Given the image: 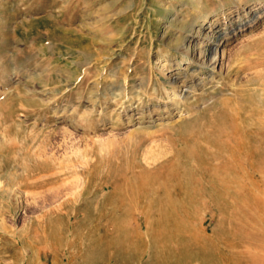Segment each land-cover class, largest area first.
<instances>
[{
  "label": "rangeland",
  "instance_id": "374dc122",
  "mask_svg": "<svg viewBox=\"0 0 264 264\" xmlns=\"http://www.w3.org/2000/svg\"><path fill=\"white\" fill-rule=\"evenodd\" d=\"M219 29L211 79L174 46ZM166 75L185 82L179 103L165 105ZM140 77L141 98L123 94ZM260 135L264 0H0V264H226L244 234L264 239V199L254 210L212 188L242 178L229 146ZM170 173L200 181L202 200L180 198Z\"/></svg>",
  "mask_w": 264,
  "mask_h": 264
},
{
  "label": "bare ground",
  "instance_id": "6f19581e",
  "mask_svg": "<svg viewBox=\"0 0 264 264\" xmlns=\"http://www.w3.org/2000/svg\"><path fill=\"white\" fill-rule=\"evenodd\" d=\"M189 5V4H188ZM189 6H191V5H189ZM194 8V7H193ZM196 9V8H195ZM159 11V10H158ZM199 13V12H198ZM176 16V15H175ZM202 16V15H201ZM204 17H206V16H204ZM253 18H255V16H253ZM172 21L173 20H171L170 21V24L172 23ZM209 21V20H208ZM169 22V21H168ZM216 22V21H215ZM213 22L212 21H210L209 22V25H211ZM232 23V22H231ZM247 23V22H246ZM249 23V22H248ZM233 24V23H232ZM245 24V22L243 23H241L240 24V26H242V25H244ZM229 25V24H228ZM171 26V25H170ZM211 28V27H210ZM187 30H190V29H187ZM191 31V30H190ZM186 32V35H184V36H176V39H177V43H176V45L174 46V47H176V48H179L180 49V51H181V55H182V57L184 58V57H188L187 58V60L188 61H197V63L199 62V63H201L203 66L205 65V67L207 68H210L211 69V71H210V73H209V75H210V77H211V79L212 78H214L215 76H216V74H215V71H220L221 70V63H222V58H223V50L219 47V45H220V43H221V39H220V37L222 36V34L225 32L224 30L222 31H220V29H219V32H218V34L217 35H209V33H207V32H205V34H203V38L205 37L206 38V41H204V40H200L199 38V40L200 41H192L191 40V38H189V37H191L190 36V34H187V33H191V32ZM212 31V30H211ZM208 32H209V28H208ZM181 34V33H180ZM192 34V33H191ZM194 34V33H193ZM216 34V33H215ZM198 36V35H197ZM199 36H201V35H199ZM207 36V37H206ZM201 38V37H200ZM194 40V39H193ZM167 54V53H166ZM168 56V55H167ZM174 57V56H173ZM181 57V58H182ZM172 58V57H171ZM182 58V59H183ZM158 59V58H157ZM175 59V58H174ZM177 59V58H176ZM184 60V59H183ZM157 61V60H156ZM178 61V60H177ZM180 61V60H179ZM158 63H157V65L159 66V68H162V64H161V62L158 60L157 61ZM171 63V62H170ZM176 63V62H175ZM220 65V67H218ZM202 66V67H203ZM157 67V66H156ZM158 68V67H157ZM165 68H167V67H165ZM159 70V69H158ZM165 70V69H164ZM163 70V71H164ZM116 76V75H115ZM142 77V76H141ZM140 77V78H141ZM124 79V78H123ZM127 80V79H126ZM147 80V79H146ZM210 80V79H209ZM143 81H144V79H139L138 80V82H137V84L136 85H134V86H125L124 84H122V82H120L123 86V89H122V91L124 92L123 94H128L129 92H136L137 94L138 93H140V91H144V87H143ZM187 81V80H186ZM116 82H117V80H116ZM110 83V82H109ZM166 83H168V85H169V87H170V90H167L165 87H162L163 88V91H164V93H162L163 94V97L164 98H166V104L165 105H168V104H172V103H174V102H176V103H179V102H177V101H179L180 99H185V97H187L186 95H188V94H186V88H183V86L185 85V82H184V80L181 78V79H179L178 77H171V75H166ZM145 84V83H144ZM110 85V84H109ZM116 85V84H115ZM133 85V84H132ZM146 85V84H145ZM197 85V84H196ZM106 86V85H105ZM107 87V86H106ZM105 87V88H106ZM110 87H111V85H110ZM188 88V87H187ZM192 89V88H191ZM190 89V90H191ZM107 90V89H106ZM114 90H115V88H114ZM117 90V89H116ZM153 90L155 91L156 90V87L154 88L153 87ZM111 91H112V89H111ZM157 91H158V88H157ZM162 91V90H161ZM113 92V91H112ZM189 92V91H188ZM192 92V91H191ZM120 92H118L117 94H119ZM113 94H115V93H113ZM142 94V93H141ZM141 94L139 95L138 94V100L141 98ZM154 94V93H153ZM160 94V93H159ZM156 95V94H155ZM115 96V95H114ZM119 96V95H118ZM127 96V95H126ZM128 97H129V95H128ZM173 105H175V104H173ZM171 107V106H170ZM125 108V107H124ZM168 108H169V106H168ZM234 109H236V108H234ZM230 111V110H229ZM224 112V111H223ZM240 114V113H239ZM222 115H224V114H222ZM233 115H234V113H233ZM236 115H237V113H236ZM128 117H131V114H129V116ZM220 118H221V116H220ZM236 117H234V119H235ZM240 118H242V116L240 117ZM239 119V118H238ZM214 120V119H213ZM212 120V121H213ZM223 120V119H222ZM229 120V119H228ZM237 120V119H236ZM236 120H235V124L237 123L236 122ZM241 121V120H240ZM208 122H209V120H208ZM160 124H162V123H156V125L158 126V125H160ZM207 124V123H206ZM209 124V123H208ZM224 124V123H223ZM228 125H230L231 126V124H229V123H227ZM241 124H242V122H241ZM155 125V126H156ZM218 125V124H217ZM216 125V126H217ZM194 125L192 124V128H194V127H197V126H194ZM209 126V125H208ZM213 126H215L214 124H213ZM215 126V127H216ZM219 126V125H218ZM223 126V125H222ZM220 127V126H219ZM229 127V126H228ZM236 127H238V123L236 124ZM150 128H152V126H145V127H138V128H136L135 129V131H143V130H146V132L149 134L150 132H153V130L152 131H150ZM205 128H207V127H205ZM214 128V127H213ZM218 128V127H217ZM222 128V127H221ZM231 128V127H230ZM243 129H244V127H243ZM256 129V128H255ZM214 130V129H213ZM220 130V129H219ZM258 130V129H257ZM208 131V130H207ZM216 131V130H215ZM218 131V130H217ZM226 131V130H225ZM229 131V130H228ZM227 131V132H228ZM231 131H233V129L231 130ZM210 132V131H209ZM230 132V131H229ZM234 132V131H233ZM238 132H240V131H238ZM245 132V131H244ZM212 133V132H211ZM219 133V132H218ZM220 133H222V131L220 132ZM232 133V132H231ZM237 133V132H236ZM236 133H235V135H236ZM256 133V132H255ZM217 134V133H216ZM234 134V133H233ZM246 134V133H245ZM237 136V135H236ZM238 136H240V134H238ZM241 136H244V135H241ZM240 136V137H241ZM246 136H247V134H246ZM246 136H244V137H246ZM262 135H260V138H258L256 141H257V144L256 145H254V146H251L250 144H248V142H246V143H243V141L241 140H238V141H236L234 144H232L230 141V143L232 144V145H230L229 146V150L232 152V155H234V162L232 163V164H230V168L232 167V170L237 174V175H239V177H242L241 179H237L235 182H229V184L227 183H222L221 184V180H220V183H219V185H217V186H213V191L215 192V195H214V197H218V198H222V199H227V200H230V201H239V200H246L247 202H250V204H251V206H252V209H254V210H256L258 207H260L261 206V204L263 203V199H264V136H262ZM225 137H227V136H225ZM244 137H243V139H244ZM249 137V136H248ZM241 139V138H240ZM246 139V138H245ZM230 140V139H229ZM235 140V139H234ZM185 141V140H184ZM201 141V140H200ZM210 141V140H209ZM202 142V141H201ZM245 142V141H244ZM185 143H187V142H185ZM185 143H183V144H185ZM192 142H190V144H191ZM209 143V142H208ZM219 143H220V141H219ZM194 144V143H193ZM211 144V143H210ZM187 145V144H186ZM195 145V144H194ZM227 145H229V144H226V146ZM224 146V145H223ZM185 147V146H184ZM195 147V146H194ZM221 147V146H220ZM203 148H205V150L207 149L206 147H203ZM202 148V149H203ZM172 149V148H171ZM183 149V148H182ZM174 150V149H173ZM221 150V149H220ZM224 150V149H223ZM223 150H222V152H223ZM228 150V151H229ZM192 151H194L193 149L190 151V152H192ZM196 151V150H195ZM209 151V150H208ZM226 152H228L227 150H225ZM229 151V152H230ZM176 152V151H175ZM203 152H204V150H203ZM173 153H174V151H173ZM183 153V152H182ZM209 153V152H208ZM177 153H175V157L177 156L176 155ZM184 154V156L186 155V151H185V153H183ZM163 155V154H162ZM162 155H161V157H162ZM178 155H180V153L178 154ZM187 155H188V153H187ZM202 155H203V153H202ZM205 155H207L208 156V154H205ZM227 156L229 155V153L228 154H226ZM206 156V157H207ZM164 157H165V155H164ZM230 158H231V156H229ZM222 158V157H221ZM241 158H246V160H247V163L245 164V163H243V160L241 159ZM207 159H210V158H207ZM211 159H213V158H211ZM218 159V158H217ZM225 159V158H224ZM227 159V158H226ZM215 160V159H214ZM211 161V160H210ZM217 161V160H216ZM227 161V160H226ZM200 163V162H199ZM206 163V162H205ZM222 163V162H221ZM230 163V162H229ZM169 164H171V162L169 163ZM212 164V163H211ZM164 165V164H163ZM206 165H207V163H206ZM216 165H218V164H216ZM167 166V165H166ZM194 166V165H193ZM214 166V165H213ZM197 167V166H196ZM209 167H211L212 168V166H208V168ZM165 168V167H164ZM170 168V167H169ZM194 168H195V166H194ZM201 168V167H200ZM204 168V167H203ZM215 168V167H214ZM161 169V168H160ZM191 170H192V168H190ZM207 169V168H206ZM167 170V169H166ZM176 170V169H175ZM190 170V171H191ZM212 170V169H211ZM210 170V171H211ZM214 170H217V168L216 169H214ZM165 171V170H164ZM172 171H174V170H172ZM198 171V170H197ZM197 171H195V172H197ZM203 171V170H202ZM184 172V171H183ZM207 172H209V171H207ZM225 173H227L228 172V170H225L224 171ZM223 172V174H225ZM165 173V172H164ZM182 173V172H181ZM187 173H190L189 171L187 172ZM205 173V172H204ZM229 173V172H228ZM194 174V173H193ZM196 174H199V173H195V175ZM202 174V173H201ZM221 174V173H220ZM145 175V174H144ZM167 175V174H166ZM177 175L178 174H172V173H170V181L169 182H171L172 181V183H171V185H170V187L173 189V190H175L176 192V194L178 193V195H180L179 197L180 198H183V199H189V200H202V183L200 182V181H198V182H196L194 185H193V188H192V191H189V190H185L186 188H185V184L183 183V182H181V181H179L180 179L178 178L179 176H181V175H179L178 177H177ZM185 175V174H184ZM189 176V175H188ZM220 176V175H219ZM161 177V176H160ZM159 177V178H160ZM186 177V176H185ZM190 177V176H189ZM198 177V176H197ZM202 177H204V176H202ZM201 177V178H202ZM206 177V176H205ZM162 178V177H161ZM183 178V177H182ZM208 178V177H207ZM163 179V178H162ZM189 179V178H188ZM198 179V178H197ZM227 179V178H226ZM185 180H187V178L185 179ZM144 181V180H143ZM163 181H164V179H163ZM183 181V180H182ZM151 182V181H150ZM141 183H142V181H141ZM188 183H189V180H188ZM143 184V183H142ZM157 184V183H156ZM198 184V185H197ZM141 186H143V185H141ZM154 186H156V185H154ZM159 187H160V185H159ZM184 188V189H183ZM132 189V188H131ZM181 190H184L183 192H181ZM169 191V190H168ZM163 192H164V190H163ZM127 193V192H126ZM138 193H139V191H138ZM144 193V192H143ZM134 194V193H133ZM136 194H137V192H136ZM160 194V193H159ZM164 194H165V192H164ZM171 194V193H170ZM169 194V195H170ZM174 194V193H173ZM175 194V195H176ZM123 195V194H122ZM127 195H129V194H127ZM153 195H155V194H153ZM168 195V194H167ZM132 196H134V195H132ZM151 195L149 194V197H150ZM172 196H174V195H172ZM120 197V199L122 200V196L120 195L119 196ZM170 197V196H169ZM175 197H177V196H175ZM134 198V197H133ZM173 198V197H172ZM206 198H208V197H206ZM130 199H132V198H130ZM129 199V200H130ZM137 200H138V198H136ZM177 199V198H176ZM175 199V200H176ZM205 199V198H204ZM127 201V200H126ZM131 201H133V200H131ZM130 201V202H131ZM185 201V200H184ZM211 201V200H210ZM138 202H140V201H138ZM143 202V201H142ZM168 202V201H167ZM179 202H182L181 200H179ZM179 202H178V204H179ZM224 202V201H223ZM242 202V201H241ZM136 203V202H135ZM144 203V202H143ZM169 203V202H168ZM184 203V202H183ZM133 204V203H132ZM170 204V203H169ZM201 204V203H200ZM203 204V203H202ZM130 205H131V203H130ZM134 205V204H133ZM143 205V204H142ZM194 205H195V203H194ZM198 205V204H197ZM204 205V204H203ZM135 206V205H134ZM174 206V205H173ZM172 206V207H173ZM177 206V205H176ZM190 206V205H189ZM247 206V205H246ZM142 207V206H141ZM250 207V206H249ZM263 207V206H262ZM147 208V207H146ZM174 208V207H173ZM119 209H120V207H119ZM153 209V208H152ZM176 209V208H175ZM180 209V208H179ZM121 210V209H120ZM144 210H145V207H144ZM143 210V211H144ZM260 210V209H259ZM263 210V209H262ZM159 212V211H158ZM178 212V211H177ZM186 213H187V211H185ZM230 213V212H229ZM179 214V213H178ZM194 214V213H193ZM231 214V213H230ZM263 214V213H262ZM155 215V214H154ZM165 215V214H164ZM191 215V214H190ZM157 216V215H156ZM150 216H148V218H149ZM160 217V216H159ZM125 218V217H124ZM147 218V217H146ZM151 218V217H150ZM156 218H158V217H156ZM123 219V218H122ZM192 219V218H191ZM125 220V219H124ZM258 220H259V218H258ZM255 221V220H254ZM96 222V221H95ZM147 222V221H146ZM150 222V221H149ZM168 222V221H167ZM192 222V221H191ZM190 222V223H191ZM196 222V221H195ZM125 223V222H124ZM164 223H166V220H165V222H162V224H161V227H162V225L164 224ZM193 223V222H192ZM254 223H257V221H255ZM261 223V222H260ZM147 225H148V223H146ZM146 226V225H145ZM170 226V225H169ZM151 227V226H150ZM161 227H159V228H161ZM253 227V226H252ZM157 228V227H156ZM196 228V227H195ZM232 228V227H231ZM94 229V228H93ZM139 229V228H138ZM154 229V228H153ZM162 229H163V227H162ZM134 230V229H133ZM146 230V229H145ZM199 230H201V229H199ZM199 230H198V232H199ZM231 230V229H230ZM233 230V229H232ZM256 230V229H255ZM254 230V232H252L251 231V234H250V236L251 237H246V235L244 234L243 236L244 237H241V239L242 240H246V241H248V247H246V248H241V250H239V251H235V253H234V255L232 256H230V257H228V256H226V254H223V253H220V254H218V258H219V260H221V261H223L224 263H226V264H264V243H263V241L262 240H264V239H262V238H260L261 236L258 234L259 232H258V230H256L255 231ZM146 231H149V230H146ZM222 231V230H221ZM224 231V230H223ZM260 231V230H259ZM134 232V231H133ZM145 232V231H144ZM192 232V231H191ZM202 232V231H201ZM154 233V232H153ZM161 233V232H160ZM186 233V232H185ZM195 233H197V230H196V232ZM194 233V234H195ZM215 233V232H214ZM155 234V233H154ZM163 234V233H162ZM199 234V233H198ZM203 234V233H202ZM169 235V234H168ZM205 235V234H204ZM216 235V234H215ZM264 235V234H263ZM151 236H153V235H151ZM202 236V235H201ZM200 236V237H201ZM223 236H224V234H223ZM159 237V236H158ZM170 237V236H169ZM178 237V236H177ZM199 237V238H200ZM94 238V237H93ZM147 238V237H146ZM162 238H165L166 239V237H162ZM162 238H160V240H162ZM134 239V238H133ZM150 239H151V237H150ZM156 239H158L157 237H156ZM164 239V240H165ZM171 239V238H170ZM188 239H190V238H188ZM207 239H209V238H207ZM173 240V239H172ZM171 240V241H172ZM195 240V239H194ZM203 240V239H202ZM237 240V239H236ZM176 241V240H175ZM174 241V242H175ZM177 241H178V238H177ZM176 241V242H177ZM185 241V240H184ZM190 241H191V239L188 241L189 243H190ZM241 241V240H240ZM109 242V241H108ZM160 242V241H159ZM158 242V243H159ZM162 242V241H161ZM165 242H168V240L166 239L165 240ZM194 242V241H193ZM204 242V241H203ZM238 242L239 241H235V239H234V241H230V242H226V241H224V247H226V249H229V250H233V249H236V248H234V247H236L237 246V244H238ZM148 243H150L149 241H148ZM156 243V242H155ZM158 243H156V244H158ZM182 243V242H181ZM202 243V242H201ZM159 244H162V243H159ZM172 244V243H171ZM203 244V243H202ZM111 245V244H110ZM163 245V244H162ZM178 245V244H177ZM180 246H181V244H179ZM210 245V244H209ZM104 246V245H103ZM150 246V245H149ZM175 246V245H174ZM193 247V246H192ZM210 247V246H209ZM102 248H104V247H102ZM161 248V247H160ZM164 248V247H163ZM173 248H175V247H173ZM240 248V247H239ZM239 248H237V249H239ZM121 249V248H120ZM159 249V248H158ZM169 249V248H168ZM172 249V248H171ZM176 249V248H175ZM174 249V250H175ZM195 249V248H194ZM193 249V250H194ZM206 249V248H205ZM208 249V248H207ZM211 249H212V246H211ZM210 249V250H211ZM97 251H98V249H96ZM107 250V249H106ZM178 250V249H177ZM103 251V250H102ZM109 251V250H108ZM111 251V250H110ZM154 251H155V248H154ZM173 251V250H172ZM192 251V250H191ZM197 251H198V249H197ZM193 252V251H192ZM157 253V252H156ZM155 253V254H156ZM159 253V252H158ZM184 253V252H183ZM197 253V252H196ZM163 254V253H162ZM177 254V253H176ZM191 255V254H190ZM189 255V256H190ZM109 256V255H108ZM161 257V256H160ZM97 258V257H96ZM169 258H170V256H169ZM168 258V259H169ZM174 258V257H173ZM188 258V257H187ZM195 258V257H194ZM197 258V257H196ZM95 259V258H94ZM100 259V258H99ZM161 259H162V257H161ZM163 259H165L164 257H163ZM176 259H177V257H176ZM175 259V260H176ZM179 259H181V258H179ZM170 260H172V258L170 259ZM163 261V260H162ZM216 261V260H215ZM182 262V261H181ZM192 262V261H191ZM198 262V261H197ZM216 263H218L217 261H216ZM222 263V262H221ZM170 264V263H169ZM173 264V263H172ZM192 264V263H191Z\"/></svg>",
  "mask_w": 264,
  "mask_h": 264
}]
</instances>
